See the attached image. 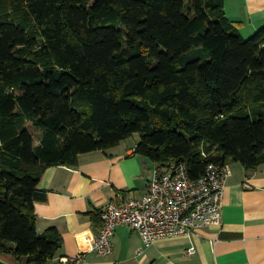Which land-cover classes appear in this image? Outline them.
I'll return each mask as SVG.
<instances>
[{"label":"trees","instance_id":"trees-1","mask_svg":"<svg viewBox=\"0 0 264 264\" xmlns=\"http://www.w3.org/2000/svg\"><path fill=\"white\" fill-rule=\"evenodd\" d=\"M223 6L0 0V252L52 259L59 232L35 226L43 171L134 133L136 152L191 179L264 162V26L244 38Z\"/></svg>","mask_w":264,"mask_h":264},{"label":"crops","instance_id":"crops-1","mask_svg":"<svg viewBox=\"0 0 264 264\" xmlns=\"http://www.w3.org/2000/svg\"><path fill=\"white\" fill-rule=\"evenodd\" d=\"M225 15L244 38L264 26V0H224ZM139 139L125 138L104 150L81 153L75 165L47 167L39 180L43 200L34 203L39 233L55 228L61 237L56 255L83 253L77 264H264V162L249 170L226 161L231 173L223 195L219 224L200 227L188 235L160 239L143 248L136 230L119 225L112 251L101 255L89 249L101 227V210L118 193L139 197L157 163L136 152ZM141 249V253L137 250ZM16 262L0 252V264Z\"/></svg>","mask_w":264,"mask_h":264},{"label":"built area","instance_id":"built-area-1","mask_svg":"<svg viewBox=\"0 0 264 264\" xmlns=\"http://www.w3.org/2000/svg\"><path fill=\"white\" fill-rule=\"evenodd\" d=\"M230 173L227 163L209 161L203 173L191 179L184 161L157 165L146 181L143 195L118 193L107 202L100 212V230L91 239L89 249L101 255L111 253L112 237L119 225L136 230L145 248L160 239L188 235L197 228L219 224ZM82 259L83 253H79L61 257L59 264H77Z\"/></svg>","mask_w":264,"mask_h":264},{"label":"rangeland","instance_id":"rangeland-1","mask_svg":"<svg viewBox=\"0 0 264 264\" xmlns=\"http://www.w3.org/2000/svg\"><path fill=\"white\" fill-rule=\"evenodd\" d=\"M27 127L30 129V131L33 133V135L37 138L40 133L42 132L40 128L36 127V126H31L29 122H27ZM129 138H136L139 139V133H134L133 135H131Z\"/></svg>","mask_w":264,"mask_h":264}]
</instances>
